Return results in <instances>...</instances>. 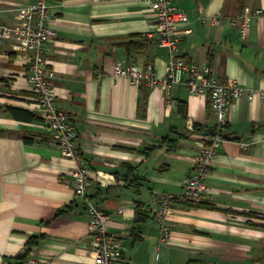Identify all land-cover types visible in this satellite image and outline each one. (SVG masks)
<instances>
[{"label": "crops", "instance_id": "obj_1", "mask_svg": "<svg viewBox=\"0 0 264 264\" xmlns=\"http://www.w3.org/2000/svg\"><path fill=\"white\" fill-rule=\"evenodd\" d=\"M34 1L0 0V25H17L19 10ZM171 2L187 18L181 31H189L180 35L178 58L210 67L221 83L264 90V17L251 20L245 40L231 23L244 7L264 12V0ZM47 4L56 106L78 134L91 171L89 196L110 216L122 264H264V98L231 105L224 128L230 140L210 163L201 202L173 204L161 244L158 199L181 195L211 135L216 116L208 97L178 85L169 103L161 89L111 77L116 62L166 74L168 52L151 37L155 14L147 0ZM27 55L0 40V264H94L73 166L34 106ZM8 109L35 120L13 119ZM39 236L23 257L29 238Z\"/></svg>", "mask_w": 264, "mask_h": 264}, {"label": "built area", "instance_id": "obj_2", "mask_svg": "<svg viewBox=\"0 0 264 264\" xmlns=\"http://www.w3.org/2000/svg\"><path fill=\"white\" fill-rule=\"evenodd\" d=\"M48 0H35L22 7L18 12V24L12 27L0 25V40H10L20 50L27 52V81L34 96V106L40 119L53 132V143L60 150L62 157L72 163L71 172L74 197L81 204L88 216L89 234L93 238L92 257L94 264H122L121 244L109 231L110 216L89 196L91 171L82 158L77 146L78 134L69 118L56 106L53 81L54 72L48 63V42L55 36L51 28ZM155 14V30L151 37L158 47L168 52V65L163 77L152 69H142L136 65L124 66L116 62L111 77L114 80L125 78L135 86L161 89L171 103L170 91L174 86L184 85L190 95L205 94L211 111L216 116L213 134L210 135L198 155L196 165L187 176L180 196L162 194L158 199V208L154 218L159 228V242L169 239L170 227L168 216L173 211L175 202L199 203L207 189L206 181L210 175V163L218 154L225 141L224 128L228 123L231 105L244 98L251 101L255 96L264 98V90L243 89L236 82L221 83L212 74L208 66L187 63L176 56L181 31L187 24L184 13L177 10L171 0H147ZM264 17L261 9L244 7L233 24L237 25L238 35L245 40L251 20ZM243 146V145H241ZM157 257V256H156Z\"/></svg>", "mask_w": 264, "mask_h": 264}, {"label": "trees", "instance_id": "obj_3", "mask_svg": "<svg viewBox=\"0 0 264 264\" xmlns=\"http://www.w3.org/2000/svg\"><path fill=\"white\" fill-rule=\"evenodd\" d=\"M180 108H182V105H180ZM180 108H179V111L181 110ZM7 111L13 119L22 120V121H34L35 120V118L32 115L22 110L8 109ZM224 134H225V131H224ZM178 203L186 207H196L197 206L196 203H187V202H178ZM42 237L43 236H39L38 238H29V240L26 243L25 253L22 256L23 257L27 256L28 251L31 250L33 247L37 246L39 240ZM188 264H193V262H189Z\"/></svg>", "mask_w": 264, "mask_h": 264}, {"label": "water", "instance_id": "obj_4", "mask_svg": "<svg viewBox=\"0 0 264 264\" xmlns=\"http://www.w3.org/2000/svg\"><path fill=\"white\" fill-rule=\"evenodd\" d=\"M210 134L211 135L213 134V130L210 131ZM223 138L224 140H230V138L227 135H224Z\"/></svg>", "mask_w": 264, "mask_h": 264}]
</instances>
